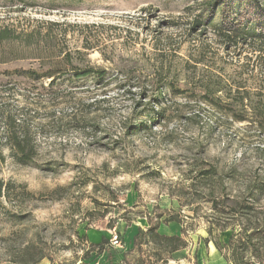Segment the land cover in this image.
<instances>
[{"label": "rangeland", "instance_id": "obj_1", "mask_svg": "<svg viewBox=\"0 0 264 264\" xmlns=\"http://www.w3.org/2000/svg\"><path fill=\"white\" fill-rule=\"evenodd\" d=\"M37 1L43 5L0 0V27L58 22V48L108 77L58 80L59 98L27 106L36 117L35 161L18 165L3 148L0 178L37 199L1 200L0 264L39 255L36 264H82L90 243H108L112 229L121 239L111 248L115 264H231L232 247L264 264V35L226 39L197 23L210 0ZM19 68L40 65L0 63V84L14 87L8 101L17 108L41 85L4 73ZM150 110L162 116L151 122ZM138 121L147 127L132 131ZM150 216L187 246L171 254L151 244L132 249Z\"/></svg>", "mask_w": 264, "mask_h": 264}, {"label": "trees", "instance_id": "obj_2", "mask_svg": "<svg viewBox=\"0 0 264 264\" xmlns=\"http://www.w3.org/2000/svg\"><path fill=\"white\" fill-rule=\"evenodd\" d=\"M11 2H19L25 6H36L43 3L37 0H9ZM49 5H52L56 0H47ZM243 0H210L205 5V20H197V23H206L211 25L216 34L224 36L226 39L233 38L234 40H245L247 37H263L264 35V6L260 0H245V6L241 8ZM213 19L217 21L212 22ZM33 27L15 28L13 26L0 27V63H7L10 61L22 58H35L38 60L39 69H14L13 71H5L10 77L21 78L27 82H40V92H33L27 90V95L24 99V106L17 108L12 106L8 100L9 92L14 87L6 84H0V160H3V148L7 150L8 157H10L16 164L21 166H28L34 163L36 158V148L33 142V134L30 131L29 121L35 119L29 113L32 108L28 105L34 106L37 110V104L48 99L56 100L59 94L55 92L59 87L55 84L58 80L65 79L70 81H77L83 79H93L99 83L106 79V69L93 67L90 65H80L74 63L72 53L65 48H58V43L65 39L64 29L52 30V26H60L58 22L41 21L36 22ZM62 27V26H60ZM48 80L47 86H43L42 82ZM55 86V87H54ZM161 86V85H160ZM160 86L155 87L153 95L154 102L162 96ZM53 90L52 91V89ZM41 91H45L44 94ZM46 94V95H45ZM48 101V100H46ZM254 110V108H252ZM32 111V112H33ZM148 118L151 122L160 118V112L150 110ZM155 116V117H154ZM238 121H244L246 118H238ZM147 124L138 121L133 125L132 131H137L146 128ZM206 174L209 172H201ZM15 196V197H13ZM11 198H16L19 202L25 200H35L37 197L26 189L25 185L15 184L13 182L4 181L0 178V206L1 200L10 201ZM214 203V207L222 209ZM155 218V217H154ZM153 216L148 217L146 228H137L131 239L132 249L141 248L142 244H151L155 246L158 252H165L171 254L177 250L183 249L187 246L185 238L182 233L166 234L159 231V226L163 221L160 216L154 220ZM181 232V231H180ZM249 241L252 240V235L246 236ZM228 242L232 244L233 236L230 235ZM106 244L107 241L101 238L98 243H90L92 247L83 252L81 256L82 264H95L89 259L102 254L105 256L106 264H115L113 251ZM216 248L221 251V247L217 245ZM230 252L231 264H252L249 261H244V255L237 252V249L232 247ZM141 250V249H139ZM44 255H39L35 259H21V264H36ZM158 258L159 254H158ZM156 258V260L158 259ZM138 261V259H137ZM142 264V262H141ZM149 264H153L151 261Z\"/></svg>", "mask_w": 264, "mask_h": 264}, {"label": "built area", "instance_id": "obj_3", "mask_svg": "<svg viewBox=\"0 0 264 264\" xmlns=\"http://www.w3.org/2000/svg\"><path fill=\"white\" fill-rule=\"evenodd\" d=\"M108 246L110 248H120L121 247V239L119 234L115 231V229H112L110 231V235L108 237Z\"/></svg>", "mask_w": 264, "mask_h": 264}]
</instances>
